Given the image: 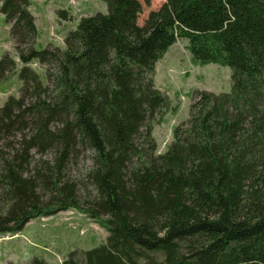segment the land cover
Here are the masks:
<instances>
[{
  "label": "trees",
  "instance_id": "obj_1",
  "mask_svg": "<svg viewBox=\"0 0 264 264\" xmlns=\"http://www.w3.org/2000/svg\"><path fill=\"white\" fill-rule=\"evenodd\" d=\"M102 1L65 47L38 48L32 0H0L14 41L0 82L18 65L22 82L0 107V237L78 209L104 243L24 264H264V0H165L143 24L140 0ZM181 39L192 63L231 67L232 87L197 90L160 151L154 126L176 108L155 63Z\"/></svg>",
  "mask_w": 264,
  "mask_h": 264
},
{
  "label": "rangeland",
  "instance_id": "obj_2",
  "mask_svg": "<svg viewBox=\"0 0 264 264\" xmlns=\"http://www.w3.org/2000/svg\"><path fill=\"white\" fill-rule=\"evenodd\" d=\"M32 2L31 9L36 16L38 48H45L50 44L65 47L63 41L66 34L70 29L77 27L81 16L108 11L107 4L102 0H32ZM140 2L143 4V11L139 14L138 23L143 24L149 12L160 7L165 0H151L150 5L144 0ZM63 11L66 12L62 13ZM6 19L0 11V58L7 52H14L11 26ZM186 46V41L179 40L170 50L172 59L168 63L165 62L168 59H164V63L163 61L156 63L159 70H162L160 74L165 76L164 83L159 82L161 89L169 95L172 107L176 108V111L167 113L162 123L154 126L157 139L160 140V151H165L172 141L174 126L189 117L190 105L197 90L227 92L232 87L231 67L217 63L205 65L192 63ZM19 67L18 65L16 71L0 82V107L10 94H17L22 86L18 75ZM35 68L39 70L43 81L46 80L44 69L53 70L52 66ZM18 140L19 137L10 138L12 144H17ZM89 154L88 151L80 153V158L69 166L77 178H81L92 166ZM52 155L53 153L49 152L45 156L52 158ZM35 158H38V155ZM70 211L72 212L62 211L50 217L32 219L16 238H10L11 235L1 236L0 264H24L34 256L60 262L72 250L90 249L104 243L108 235L106 229L88 217L87 213L78 209ZM69 222L76 224L77 228L70 227ZM81 230H84L83 234Z\"/></svg>",
  "mask_w": 264,
  "mask_h": 264
},
{
  "label": "crops",
  "instance_id": "obj_3",
  "mask_svg": "<svg viewBox=\"0 0 264 264\" xmlns=\"http://www.w3.org/2000/svg\"><path fill=\"white\" fill-rule=\"evenodd\" d=\"M183 41H186V44H187V40H184V39H182ZM177 42H179V40L177 41ZM177 42L175 43V44H177ZM174 44V45H175ZM174 45H172L170 48H169V50H167V53L164 55V57L162 58V59H160L158 62L160 63V61L162 62L163 61V63H164V59H168V61H165V62H169L171 59H172V54H171V51L170 50H172V47L174 46ZM173 62V61H172ZM156 64V63H155ZM162 70H159V66H158V64H156V75H154V77H155V80H156V85L159 87V89H161L162 87L160 86V84H159V82L160 83H164V79H165V76H162V74H160V72H161ZM163 90V89H162ZM205 90H212V89H205ZM164 91V90H163ZM215 92V91H214ZM219 92H223V91H216V93H219ZM154 135H155V137H156V139H157V136H156V128H154ZM157 141H158V143L160 142V140L159 139H157ZM20 234V233H19ZM10 238H16V236L15 237H10ZM48 260H49V258H48ZM50 261H52V260H50ZM52 262H54V261H52Z\"/></svg>",
  "mask_w": 264,
  "mask_h": 264
},
{
  "label": "built area",
  "instance_id": "obj_4",
  "mask_svg": "<svg viewBox=\"0 0 264 264\" xmlns=\"http://www.w3.org/2000/svg\"><path fill=\"white\" fill-rule=\"evenodd\" d=\"M35 66H38V64L37 63H35ZM70 212H72V211H70ZM69 212V213H70ZM68 213V212H67ZM67 219V218H66ZM69 225H70V227H72V228H77V226H76V224H74L73 222H69ZM81 233H84V230H81Z\"/></svg>",
  "mask_w": 264,
  "mask_h": 264
},
{
  "label": "clouds",
  "instance_id": "obj_5",
  "mask_svg": "<svg viewBox=\"0 0 264 264\" xmlns=\"http://www.w3.org/2000/svg\"><path fill=\"white\" fill-rule=\"evenodd\" d=\"M68 212V211H67Z\"/></svg>",
  "mask_w": 264,
  "mask_h": 264
}]
</instances>
